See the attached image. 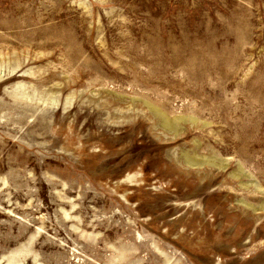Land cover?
<instances>
[{"label":"rangeland","instance_id":"obj_1","mask_svg":"<svg viewBox=\"0 0 264 264\" xmlns=\"http://www.w3.org/2000/svg\"><path fill=\"white\" fill-rule=\"evenodd\" d=\"M0 264H264V0H0Z\"/></svg>","mask_w":264,"mask_h":264},{"label":"bare ground","instance_id":"obj_2","mask_svg":"<svg viewBox=\"0 0 264 264\" xmlns=\"http://www.w3.org/2000/svg\"><path fill=\"white\" fill-rule=\"evenodd\" d=\"M157 113L162 117V119H163V122L166 124V123H169L170 121L166 118V116L163 114V113H161V112H159V111H157ZM185 161L186 162H188L189 163V157L187 156V155H185Z\"/></svg>","mask_w":264,"mask_h":264}]
</instances>
